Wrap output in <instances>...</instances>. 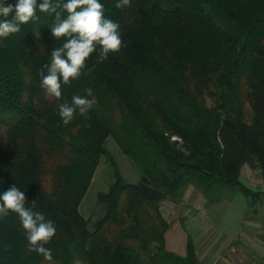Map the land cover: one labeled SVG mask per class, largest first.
I'll return each mask as SVG.
<instances>
[{
    "label": "trees",
    "instance_id": "16d2710c",
    "mask_svg": "<svg viewBox=\"0 0 264 264\" xmlns=\"http://www.w3.org/2000/svg\"><path fill=\"white\" fill-rule=\"evenodd\" d=\"M100 2L105 17L120 25L124 47L103 62L99 50L91 54L100 71L87 68L62 85L61 100L46 97L39 74L51 63V51L66 42L51 33L54 14L37 10V21L0 37V194L15 184L25 206L35 200L33 210L53 222L56 234L46 247L56 264H202L189 238L185 255L165 247L169 223L158 201H179L188 185L207 207L237 193L253 205L259 201L260 192L239 173L255 157L264 180V0H131L122 9L115 7L119 0ZM4 3L13 12L0 20H12L18 0ZM133 13L148 29L144 41L156 44L154 53L133 57L125 28ZM125 78L156 82L177 110L171 113L145 90L137 97L118 90L115 80ZM86 88L97 103L64 126L56 106L84 96ZM179 106L189 109L178 114ZM106 135L141 175L130 183L114 171L108 190L98 195L102 213L90 227L78 209L107 155ZM171 136L182 139L179 148ZM0 264H49L29 251L13 212L0 218Z\"/></svg>",
    "mask_w": 264,
    "mask_h": 264
},
{
    "label": "rangeland",
    "instance_id": "374dc122",
    "mask_svg": "<svg viewBox=\"0 0 264 264\" xmlns=\"http://www.w3.org/2000/svg\"><path fill=\"white\" fill-rule=\"evenodd\" d=\"M131 16L130 21H125V28L129 34L130 50L133 57L137 58V56L146 53L147 50L153 53L157 51L156 44L152 43L153 47H151L148 41H144L150 37L147 34L148 29L140 21H137V18H134L135 13ZM88 61L82 74L86 75L87 68L91 69L94 65V70L100 71V67H97L92 57ZM115 84H117L118 90L125 89L136 97L139 91L145 90L148 96L156 99L162 107L170 108L172 110L170 112H174L173 109L175 108L172 100L165 96L162 87H159V84L157 85L154 81L149 79L134 81L125 78L123 82L115 80ZM206 103L209 105L211 99L206 98ZM56 109H59L58 105ZM188 109L187 106H179L178 114ZM86 118L90 119V122L93 120L92 117ZM82 121L88 120L84 119ZM116 121H119L118 113H116ZM95 127L98 129V125ZM170 141L178 142L176 146L179 148L182 139L178 136H171ZM103 146L107 155L100 157L78 209L79 214L89 218L90 227L102 213V204L98 199V195L108 190L114 179V171L117 169L123 178L130 183L138 182L141 175L138 167L122 151L112 135L104 137ZM239 179L243 184L261 183L262 178L260 170L255 164V157L252 166L244 164L239 173ZM201 197L203 196L192 185H188L179 201L169 198L158 201L160 211L169 223V228L164 233L165 247L176 254L184 255L186 253V240L189 238L193 242L195 252L202 264H264V250L260 246L264 240V222L262 218L251 219V206L249 205L241 221L236 225L239 237L231 240L227 237L231 234L230 230L233 226H231L229 216L226 218L227 222H225L224 217L220 219L226 211H218V208H215L216 205L205 206V199L202 201L200 200ZM223 220L224 222L221 224ZM224 223L231 228L225 230V228H222L223 226L219 227Z\"/></svg>",
    "mask_w": 264,
    "mask_h": 264
},
{
    "label": "clouds",
    "instance_id": "9594fccd",
    "mask_svg": "<svg viewBox=\"0 0 264 264\" xmlns=\"http://www.w3.org/2000/svg\"><path fill=\"white\" fill-rule=\"evenodd\" d=\"M131 0H119L115 7L122 9L130 6ZM37 10L55 16V24L51 33L56 40L65 38L62 47L51 51V63L42 66L40 71L41 88L47 98L62 99V85H70L72 80L80 78L87 67L86 61L90 55L99 50L100 60L107 61L109 54L120 52L124 47L120 34V25L106 18L104 5L100 0H18L15 5V16L12 20H0V37L21 32V25L35 22L39 19ZM13 12L11 4L5 6L0 0V17H8ZM66 18H62L63 13ZM95 65L93 66V68ZM43 69L47 70L45 75ZM92 69H88L90 72ZM85 95H73L71 103L64 101L59 104V116L64 126L69 125L77 114L86 116L97 100L91 88L84 89ZM27 198L15 184L0 194V218L7 217L9 212L18 214L22 228L26 233L29 251H34L44 257L49 264H56L52 251L46 247L56 234L52 221H46L43 213L26 207Z\"/></svg>",
    "mask_w": 264,
    "mask_h": 264
},
{
    "label": "crops",
    "instance_id": "0c3cea01",
    "mask_svg": "<svg viewBox=\"0 0 264 264\" xmlns=\"http://www.w3.org/2000/svg\"><path fill=\"white\" fill-rule=\"evenodd\" d=\"M244 166V164L241 166ZM240 169V171H241ZM250 170V169H248ZM260 170V169H259ZM250 172V171H249ZM262 178V177H261ZM248 188H250L252 191L255 192H260L261 197L259 199V201L256 202L255 205H253L251 203V201L246 198L243 194L241 193H237L233 199L231 200H224L221 201L220 203L216 204L215 208H218L217 210H223L225 212V215H221V218L224 217V219L226 220V218H230V222H231V226H232V230L231 234L228 235L227 237H229L231 240H233L232 238H238L239 237V233H238V229L236 228V225L239 224V222L242 219V216L244 215L245 211L247 210V208L249 207V205L251 206V219H256V218H262L263 222H264V180L262 178L261 183L259 184H251V183H246L245 184ZM200 200H204L203 197L200 198ZM204 205H205V201H204ZM216 210V209H215ZM224 220L221 222V224H223ZM227 222V220L225 221ZM233 222V224H232ZM223 226V227H222ZM219 227L225 228L226 229H230L231 227L227 226L225 223L224 225H220ZM243 234V232H241ZM261 248L264 250V240L261 243ZM186 247V244H185ZM185 255V254H184Z\"/></svg>",
    "mask_w": 264,
    "mask_h": 264
}]
</instances>
